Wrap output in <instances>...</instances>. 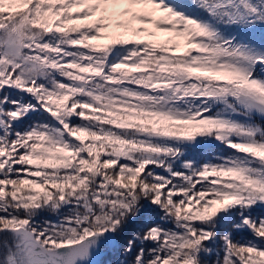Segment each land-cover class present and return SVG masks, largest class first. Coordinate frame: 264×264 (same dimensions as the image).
<instances>
[{
  "label": "snow or ice",
  "instance_id": "obj_1",
  "mask_svg": "<svg viewBox=\"0 0 264 264\" xmlns=\"http://www.w3.org/2000/svg\"><path fill=\"white\" fill-rule=\"evenodd\" d=\"M0 264H264V0H0Z\"/></svg>",
  "mask_w": 264,
  "mask_h": 264
}]
</instances>
